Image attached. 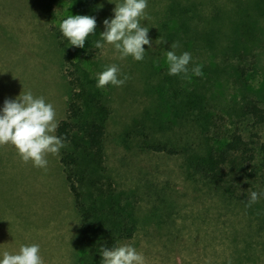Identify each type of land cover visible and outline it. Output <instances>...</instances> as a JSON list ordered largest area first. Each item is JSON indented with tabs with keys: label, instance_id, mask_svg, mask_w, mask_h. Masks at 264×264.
I'll use <instances>...</instances> for the list:
<instances>
[{
	"label": "rangeland",
	"instance_id": "374dc122",
	"mask_svg": "<svg viewBox=\"0 0 264 264\" xmlns=\"http://www.w3.org/2000/svg\"><path fill=\"white\" fill-rule=\"evenodd\" d=\"M172 1L147 0V19L140 22L149 29L152 47L144 46L143 61L121 59L105 42L90 65L97 78L113 64L129 77L121 87H107L112 108L107 166L117 188L135 193L138 202L135 235L120 245L142 253L145 264H264V203L249 208L229 202L190 175L187 159L191 154L204 156L212 142L199 124H177L175 119L168 125L174 119L172 89L193 82L192 88L200 85L205 91L213 112H236L245 96L264 107V0H217V9L213 0H179L198 5L183 16L169 13ZM116 3L123 0H95L101 32L103 21L114 18ZM80 4L0 0V111L6 100H15L24 90L51 103L58 124L65 117L67 82L58 33L68 39L59 25L70 15H82ZM250 25L255 28L245 31ZM158 39L166 42L157 44ZM177 42L176 54L189 52V69L201 66L202 76L190 71L189 81L169 74L166 52ZM247 123L246 138L264 145V125ZM145 133L180 148L190 146L188 158L139 148ZM60 154L47 156L45 171L31 161L24 163L15 146H0V260L5 251L18 254L22 245L38 244L44 264H81L82 257L95 264L81 238V220ZM244 237L255 246L239 241Z\"/></svg>",
	"mask_w": 264,
	"mask_h": 264
},
{
	"label": "trees",
	"instance_id": "16d2710c",
	"mask_svg": "<svg viewBox=\"0 0 264 264\" xmlns=\"http://www.w3.org/2000/svg\"><path fill=\"white\" fill-rule=\"evenodd\" d=\"M211 2L216 4L217 9V0ZM79 4L82 15L96 18L97 27L87 37L84 48L79 50H72L69 40L58 33L68 99L65 117L59 122L56 135L66 143V147L61 149L60 162L80 216L82 241L88 245L87 255L95 264H101L102 248H113L134 237L138 202L135 193L117 188L107 166L106 138L112 116L111 88L107 90L108 85L98 88V78L90 69L100 51L94 48V42L101 40L102 32L95 0H79ZM171 4L168 11L175 16L188 15L198 9L196 3L184 4L173 0ZM52 12L53 5H50L49 15ZM254 28L250 25L245 31ZM194 83L172 89L171 110L174 119L169 120L168 125L174 124L175 119L177 124L201 125L205 136L212 142L204 156L191 154L192 157L188 158L190 146L180 148L170 141L155 140L152 133L143 134L138 147L169 156L185 155L189 162L188 173L219 190L229 202L245 206L249 193L256 191L262 194L257 202L264 203V145L259 147L258 142L247 139L244 127L247 122L246 125L254 128L264 125L261 101L245 96L239 110L233 112L227 109L224 114H219L213 112L214 107L207 101L200 85L191 87ZM258 184L262 188H258ZM242 239L239 241L247 244L248 248L255 246L245 237ZM87 261L88 257L80 259L81 264L93 263Z\"/></svg>",
	"mask_w": 264,
	"mask_h": 264
},
{
	"label": "clouds",
	"instance_id": "9594fccd",
	"mask_svg": "<svg viewBox=\"0 0 264 264\" xmlns=\"http://www.w3.org/2000/svg\"><path fill=\"white\" fill-rule=\"evenodd\" d=\"M147 0H123L116 3L114 18L103 21L105 31L101 33V40L94 42V48L103 50L105 42L113 45L124 59L128 56L136 61H143L145 45L152 47L149 29L141 26V19H147L145 10ZM60 30L72 46L84 48L87 37L96 31L95 17L87 15H70L60 25ZM161 41L157 40L159 44ZM179 43H172L171 51L166 52L170 75H181L191 81L192 75L202 76L201 66L189 69L192 60L189 52L177 55L175 49ZM123 75V78H118ZM15 78V77H14ZM129 77L122 74L117 65L105 66V70L98 73V88H105L111 84L123 86ZM58 128L56 112L51 103H46L43 97H35L31 91L24 90L15 100H6L0 111V146L11 144L15 146L24 163L31 161L33 166L47 170V156L58 155L66 147L64 139L55 135ZM260 193L251 191L246 207L255 204ZM102 264H145V257L131 245H117L113 248H102ZM0 264H44L40 256L38 244L22 245L18 254L3 253Z\"/></svg>",
	"mask_w": 264,
	"mask_h": 264
},
{
	"label": "crops",
	"instance_id": "0c3cea01",
	"mask_svg": "<svg viewBox=\"0 0 264 264\" xmlns=\"http://www.w3.org/2000/svg\"><path fill=\"white\" fill-rule=\"evenodd\" d=\"M69 190H70V188H69ZM71 192V191H70ZM72 194V193H71ZM73 196V195H72Z\"/></svg>",
	"mask_w": 264,
	"mask_h": 264
}]
</instances>
